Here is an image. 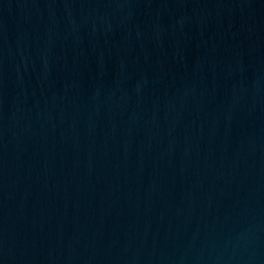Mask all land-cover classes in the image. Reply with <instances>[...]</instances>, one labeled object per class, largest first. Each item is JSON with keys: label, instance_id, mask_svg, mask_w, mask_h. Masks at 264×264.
I'll use <instances>...</instances> for the list:
<instances>
[{"label": "water", "instance_id": "95a60500", "mask_svg": "<svg viewBox=\"0 0 264 264\" xmlns=\"http://www.w3.org/2000/svg\"><path fill=\"white\" fill-rule=\"evenodd\" d=\"M0 264H264V0H0Z\"/></svg>", "mask_w": 264, "mask_h": 264}]
</instances>
